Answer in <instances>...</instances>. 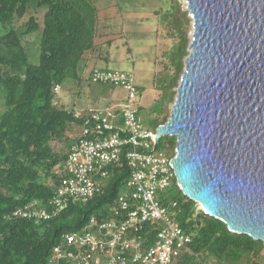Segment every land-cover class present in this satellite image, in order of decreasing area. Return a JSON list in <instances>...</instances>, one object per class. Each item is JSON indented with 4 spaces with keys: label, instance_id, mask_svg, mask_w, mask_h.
I'll use <instances>...</instances> for the list:
<instances>
[{
    "label": "trees",
    "instance_id": "obj_1",
    "mask_svg": "<svg viewBox=\"0 0 264 264\" xmlns=\"http://www.w3.org/2000/svg\"><path fill=\"white\" fill-rule=\"evenodd\" d=\"M96 2L0 0V264H47L63 235L81 229L92 214L112 205L129 177L121 157L109 167L104 191L89 201L70 202L55 216L39 222L13 214L34 200L46 206L59 178L56 167H62L74 140L69 133H76L89 111L77 113L60 105L55 87L67 79L81 80L79 67L96 47ZM173 2L168 16L178 39L169 57L174 72L162 86L155 129L169 117L167 104L174 100L183 59L189 53L190 17L178 0ZM39 10L43 11L41 23L36 17ZM22 19V25L15 24ZM33 33L38 37L36 64L29 62L22 42ZM174 148V137L159 139L158 150L172 157ZM166 191L163 202H177L176 217L192 236L191 253L174 264H264L261 240L229 231L223 221L205 214L185 196L175 180Z\"/></svg>",
    "mask_w": 264,
    "mask_h": 264
},
{
    "label": "water",
    "instance_id": "obj_2",
    "mask_svg": "<svg viewBox=\"0 0 264 264\" xmlns=\"http://www.w3.org/2000/svg\"><path fill=\"white\" fill-rule=\"evenodd\" d=\"M192 31L165 123L182 193L264 244V0H185Z\"/></svg>",
    "mask_w": 264,
    "mask_h": 264
},
{
    "label": "built area",
    "instance_id": "obj_3",
    "mask_svg": "<svg viewBox=\"0 0 264 264\" xmlns=\"http://www.w3.org/2000/svg\"><path fill=\"white\" fill-rule=\"evenodd\" d=\"M89 75L93 83L123 88L125 100L82 116L62 167H56L59 178L46 206L34 200L13 214L39 222L70 202L89 201L104 191L109 167L123 157L129 168L123 190L81 229L64 234L47 264H174L191 253L192 236L176 217L177 202H163L175 180L173 156L158 150L155 130L142 125L132 72L94 68Z\"/></svg>",
    "mask_w": 264,
    "mask_h": 264
},
{
    "label": "rangeland",
    "instance_id": "obj_4",
    "mask_svg": "<svg viewBox=\"0 0 264 264\" xmlns=\"http://www.w3.org/2000/svg\"><path fill=\"white\" fill-rule=\"evenodd\" d=\"M178 2L181 10L188 11L184 0ZM173 4V0H97L99 20L95 50L86 54V61H82L79 67L81 80L67 79L59 87L58 103L77 113L118 105L125 100L126 91L118 86L91 82L89 72L93 67L132 72L139 89L135 104L142 125L155 129V107L162 86L174 72L169 57L178 39L168 16ZM42 13V10L36 12L40 23ZM23 22L24 19L15 24L20 26ZM191 23L190 18L187 27L189 41ZM22 42L29 52V62L36 64L39 59L37 34L25 35ZM172 103L167 104L168 111ZM69 134L73 135L74 131Z\"/></svg>",
    "mask_w": 264,
    "mask_h": 264
},
{
    "label": "bare ground",
    "instance_id": "obj_5",
    "mask_svg": "<svg viewBox=\"0 0 264 264\" xmlns=\"http://www.w3.org/2000/svg\"><path fill=\"white\" fill-rule=\"evenodd\" d=\"M185 1V0H184ZM185 3L187 4V2L185 1ZM186 8H187V6H186Z\"/></svg>",
    "mask_w": 264,
    "mask_h": 264
}]
</instances>
